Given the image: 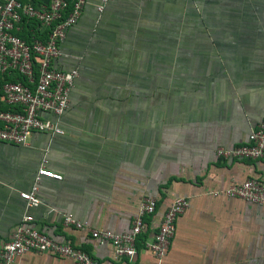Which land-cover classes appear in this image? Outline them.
Wrapping results in <instances>:
<instances>
[{
    "label": "crops",
    "instance_id": "obj_1",
    "mask_svg": "<svg viewBox=\"0 0 264 264\" xmlns=\"http://www.w3.org/2000/svg\"><path fill=\"white\" fill-rule=\"evenodd\" d=\"M95 3L87 0L53 61L78 72L57 118L62 133L0 141V248L24 210L18 192L44 158L61 179L41 177L39 204L27 209L33 226L99 264H156L144 241L178 196L188 206L160 264H264V203L211 193L249 177L264 186V158L214 153L246 143L264 120V0H112L101 13ZM142 196L156 206L131 260L61 223L70 213L123 232ZM13 264L75 262L27 251Z\"/></svg>",
    "mask_w": 264,
    "mask_h": 264
},
{
    "label": "built area",
    "instance_id": "obj_2",
    "mask_svg": "<svg viewBox=\"0 0 264 264\" xmlns=\"http://www.w3.org/2000/svg\"><path fill=\"white\" fill-rule=\"evenodd\" d=\"M112 0H96L101 13ZM87 0H0V141L23 145L33 131L61 134L57 118L67 107L68 93L78 72L76 68L62 69L53 65L59 57V45L69 27L80 17ZM32 23L28 41L18 35ZM49 113L54 119L42 117ZM214 153L220 159L264 158V120L249 130L246 143L230 147L218 146ZM45 159L36 168L28 190L18 192L24 200V210L14 226L10 238L0 248V264H13L27 251L50 253L72 259L75 264H99L87 252L68 242L56 241L32 224L28 208L39 204L37 196L41 177L61 179V175L46 169ZM238 197L252 203H264V186L254 178H246L222 190L211 191ZM155 199L142 196L129 228L123 232L94 228L63 213L61 223L83 229L89 237L110 243L115 258L131 260L136 252V240L145 227L144 217L154 212ZM188 206L186 197L172 199L152 237L144 246L153 255L156 264L165 256L175 232V222Z\"/></svg>",
    "mask_w": 264,
    "mask_h": 264
},
{
    "label": "trees",
    "instance_id": "obj_3",
    "mask_svg": "<svg viewBox=\"0 0 264 264\" xmlns=\"http://www.w3.org/2000/svg\"><path fill=\"white\" fill-rule=\"evenodd\" d=\"M23 26H25V33L20 32L18 35L28 41L30 35L29 29H34V25L32 23L25 22Z\"/></svg>",
    "mask_w": 264,
    "mask_h": 264
}]
</instances>
